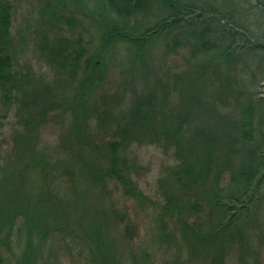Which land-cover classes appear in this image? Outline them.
I'll list each match as a JSON object with an SVG mask.
<instances>
[{
  "label": "rangeland",
  "instance_id": "rangeland-1",
  "mask_svg": "<svg viewBox=\"0 0 264 264\" xmlns=\"http://www.w3.org/2000/svg\"><path fill=\"white\" fill-rule=\"evenodd\" d=\"M7 1L13 68L21 76L22 92L9 108L0 96V185L5 175L13 173L12 186L31 199L48 181L56 201L63 205L64 222L46 239L33 234L28 244L23 227L19 232L15 228L8 240L0 241V264H102L101 252L110 264H212L219 243L223 264H264V188L242 227L219 243H197L198 237L180 223L167 216L160 221L172 187L167 176L180 154L173 140L156 135L154 128L129 129L119 149L143 198L127 196L112 180L94 182L89 176L76 179L71 187L68 177L55 169L68 160L70 151L81 150L79 159L84 161L91 156L92 144L118 141L117 126L127 123L137 103H150L153 124L165 118L174 126L183 122L191 129L219 130L215 117L238 118L250 95L264 96V55L237 50L226 62L218 48L197 51L190 32L177 26L160 31L137 51L126 43L103 42L101 26L115 18L105 0ZM176 1L194 11L222 15L242 32L264 34V8L256 0ZM167 14L157 0L148 13L128 20L127 31L137 36ZM62 37L73 41L72 50H81L74 75L61 70L49 56ZM216 38L220 46L225 44L220 36ZM97 52L101 75L81 93L82 66ZM184 150L185 146L180 152ZM93 155L97 166L107 167L105 150L97 149ZM34 159L48 166L47 180L32 167ZM70 165L77 169L75 163ZM229 180V172L224 171L218 188L228 190ZM209 188H197L196 197H191L200 208L191 213L188 223L200 224L202 231L216 217ZM162 224L168 239L161 236ZM88 227L101 234L98 250Z\"/></svg>",
  "mask_w": 264,
  "mask_h": 264
},
{
  "label": "trees",
  "instance_id": "trees-1",
  "mask_svg": "<svg viewBox=\"0 0 264 264\" xmlns=\"http://www.w3.org/2000/svg\"><path fill=\"white\" fill-rule=\"evenodd\" d=\"M158 1L168 14L135 36L127 31L128 20L135 15L148 13L157 0H105L115 18H111L101 26L103 42L126 43L140 51L148 44L151 37L165 28L177 26L190 32L197 51L210 52L218 48L220 50L218 55L226 62L232 59L237 50L264 55V34L242 32L222 15H209L205 9L194 11L188 5L180 6L176 0ZM256 1L264 8V0ZM261 11L264 15V9ZM10 27V4L7 0H0V96L7 108L18 100L22 92L21 76L13 68ZM217 36L224 40L223 46L218 43ZM73 45V41L62 37L59 39L57 49L49 52V56L54 59L59 68L65 72H71L72 75L76 74L81 64V50H72ZM100 63L97 52L83 64V76L79 83L81 93L94 84L101 75ZM203 64H209V62H203ZM149 104V102L137 103L129 111L127 123L117 126L116 132L121 135L118 141L104 142L100 145L92 144L91 156L84 161L79 159L81 150L70 151L68 160L55 169L59 170L61 177H68L71 187L76 186V179L89 176L94 182L112 180L127 196L143 198V194L128 175V167L121 161L119 149L123 147L124 136L128 134L129 129H134L137 125L147 129L154 128L156 135L173 140V148L180 154V160L174 164L167 176L172 187H168L165 202L160 211V221H165L164 217L167 216L169 221L180 223L184 230H190L194 237H198L197 243L203 245H208L211 241L219 243L223 237L225 238L228 234L233 235L242 227L251 208L262 197L264 96L250 95L248 101L238 111V118L233 117L227 120L226 117L218 116V119L215 117L214 121L219 124L218 132L212 126L206 129L195 126L191 129L183 122H178V125L174 126L165 118L153 124L154 115ZM44 112L45 110H42L39 115L41 116ZM78 117L80 116H76V119ZM221 124L224 125L223 129ZM34 127L35 124L31 126L32 129ZM186 128L190 130L187 132ZM184 133L190 134V137L185 139ZM183 146H185V152L181 153ZM97 149L106 151L105 160L108 164L105 168L97 166L95 162L93 152ZM70 161L76 164V170H73ZM32 167L41 173L42 179L47 180L48 166L41 163L39 165V161L34 159ZM224 171L229 172L230 176V186L225 192L218 188L220 176ZM12 177L13 173L5 175L0 185V241L5 242L15 228L19 232L21 227L26 231L27 244L29 238L34 235H40V240L46 239L64 222L61 213V209H64L63 205H59L56 201L52 190L49 189L48 181H44L40 185L38 194L30 199L19 187L12 186ZM205 186L213 190L209 202L216 209V217L210 228L202 231L200 224L188 223V220L191 213L200 208L197 199H193L195 196L193 192ZM32 201L34 206L31 208L29 205ZM164 228L165 225H163L161 236L163 239H168L170 235ZM87 233L94 241V248L98 250L101 234L91 227H88ZM128 233L126 227L124 234ZM99 256L102 258V264H110V261L104 257L105 254L101 252ZM211 261L212 264H223L220 243Z\"/></svg>",
  "mask_w": 264,
  "mask_h": 264
}]
</instances>
